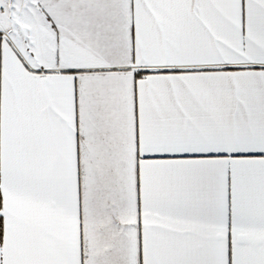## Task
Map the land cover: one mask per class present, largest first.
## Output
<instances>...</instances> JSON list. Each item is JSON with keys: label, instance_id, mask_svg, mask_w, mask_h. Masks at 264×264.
<instances>
[{"label": "snow or ice", "instance_id": "obj_1", "mask_svg": "<svg viewBox=\"0 0 264 264\" xmlns=\"http://www.w3.org/2000/svg\"><path fill=\"white\" fill-rule=\"evenodd\" d=\"M0 264H264V0H0Z\"/></svg>", "mask_w": 264, "mask_h": 264}]
</instances>
